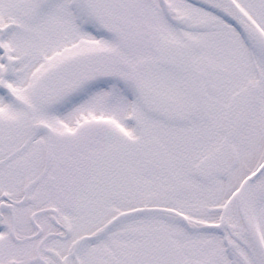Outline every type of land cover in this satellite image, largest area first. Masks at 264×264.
I'll return each mask as SVG.
<instances>
[{"label": "snow or ice", "instance_id": "snow-or-ice-1", "mask_svg": "<svg viewBox=\"0 0 264 264\" xmlns=\"http://www.w3.org/2000/svg\"><path fill=\"white\" fill-rule=\"evenodd\" d=\"M0 264H264V0H0Z\"/></svg>", "mask_w": 264, "mask_h": 264}]
</instances>
